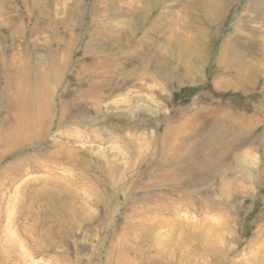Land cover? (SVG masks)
Here are the masks:
<instances>
[{
  "label": "rangeland",
  "instance_id": "374dc122",
  "mask_svg": "<svg viewBox=\"0 0 264 264\" xmlns=\"http://www.w3.org/2000/svg\"><path fill=\"white\" fill-rule=\"evenodd\" d=\"M177 1L0 0V264H264V0Z\"/></svg>",
  "mask_w": 264,
  "mask_h": 264
},
{
  "label": "bare ground",
  "instance_id": "6f19581e",
  "mask_svg": "<svg viewBox=\"0 0 264 264\" xmlns=\"http://www.w3.org/2000/svg\"><path fill=\"white\" fill-rule=\"evenodd\" d=\"M147 2H148V4H150L151 2H153V1H157V2H159V1H161V0H146ZM178 1H180V0H178ZM177 1V2H178ZM211 1H212V3L214 4L215 3V0H185V2H186V4H191L192 6H193V8L195 9V10H201V11H203V9L204 10H206V9H209V10H212V7H210V6H212V4H211ZM220 1V0H219ZM156 2V3H157ZM160 3V2H159ZM219 3V2H218ZM220 5H221V3H219ZM158 6V5H157ZM147 7V6H146ZM146 7H144L143 8V10H141V16H143L145 13H146ZM156 7V6H155ZM140 10V9H139ZM167 12V11H166ZM173 13V12H172ZM137 14V13H136ZM204 15H206V14H204ZM180 20V19H179ZM135 28V27H134ZM127 33V32H126ZM125 33V34H126ZM124 37L125 35H124V33H120V34H118V35H116V36H114V41L117 43V44H123V43H125V42H123L124 40H123V38L122 37ZM127 36V35H126ZM125 36V37H126ZM128 37V36H127ZM185 38H183V37H179L178 38V40H177V42L175 43V49L173 50V52H174V54H175V56H177L180 60H186V59H189V58H192V59H194L197 55H198V52H197V50H195L194 48H191V46H189L186 42H185V40H184ZM123 42V43H122ZM130 42V41H129ZM129 42H128V44H129ZM199 42H201L200 40H199ZM202 42H201V44H200V46L202 47ZM127 45V44H126ZM200 46H198V49L201 51V48H200ZM194 54V55H193ZM197 54V55H196ZM261 56V55H260ZM164 59L166 58V56H164L163 57ZM190 60V59H189ZM233 60H234V58H233ZM229 61V60H228ZM231 62H232V60L231 61H229V62H227L228 64H231ZM100 63V62H99ZM95 66V65H94ZM98 66V65H97ZM101 67V66H100ZM108 69V68H107ZM107 69H106V71H107ZM109 70V69H108ZM104 73H107V72H104ZM109 73V72H108ZM17 128L18 127H15L14 129H13V132L15 133L16 131H17ZM34 197V196H33ZM36 197V196H35ZM167 261V260H166ZM169 261H170V259H169ZM169 263H172V262H169Z\"/></svg>",
  "mask_w": 264,
  "mask_h": 264
}]
</instances>
